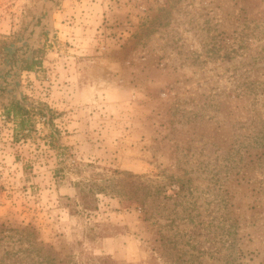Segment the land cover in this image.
Here are the masks:
<instances>
[{
    "label": "rangeland",
    "instance_id": "1",
    "mask_svg": "<svg viewBox=\"0 0 264 264\" xmlns=\"http://www.w3.org/2000/svg\"><path fill=\"white\" fill-rule=\"evenodd\" d=\"M106 256L264 264V0H0V264Z\"/></svg>",
    "mask_w": 264,
    "mask_h": 264
},
{
    "label": "trees",
    "instance_id": "2",
    "mask_svg": "<svg viewBox=\"0 0 264 264\" xmlns=\"http://www.w3.org/2000/svg\"><path fill=\"white\" fill-rule=\"evenodd\" d=\"M33 61H25L24 68L32 69ZM12 110L16 117L18 118L17 126L19 130L27 127L31 124V117L33 113H30L29 109H26L21 104L12 105ZM36 112H43L42 107H36ZM117 173H122L123 176H113L109 179H102L101 181L91 178L86 182L77 183L78 187V198L79 205L84 210H93L98 207L97 205V194L105 193L110 191L111 193H116L118 195H123L124 197L135 200L138 204L145 207V200L147 198H152L159 192L160 188L158 185L153 183L150 178H143L139 174L132 173L130 171H116ZM152 213V206H149L145 213ZM147 217V216H146ZM149 217V216H148ZM100 264H111V257L106 256L101 258Z\"/></svg>",
    "mask_w": 264,
    "mask_h": 264
}]
</instances>
